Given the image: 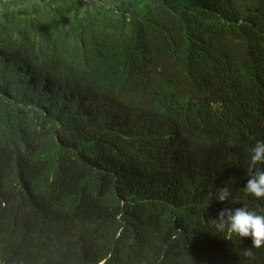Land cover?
<instances>
[{
    "label": "trees",
    "instance_id": "1",
    "mask_svg": "<svg viewBox=\"0 0 264 264\" xmlns=\"http://www.w3.org/2000/svg\"><path fill=\"white\" fill-rule=\"evenodd\" d=\"M256 109L264 0H0V264H264L215 226L223 205L264 213L249 161L209 165L264 139ZM168 122L203 154L179 172L147 149Z\"/></svg>",
    "mask_w": 264,
    "mask_h": 264
},
{
    "label": "clouds",
    "instance_id": "2",
    "mask_svg": "<svg viewBox=\"0 0 264 264\" xmlns=\"http://www.w3.org/2000/svg\"><path fill=\"white\" fill-rule=\"evenodd\" d=\"M27 67V66H26ZM23 73L29 74L34 83L41 82V86L53 87L54 85H60L47 81L35 71H32L28 67L26 69L21 68ZM46 83V84H45ZM53 89L60 90V87H54ZM43 92V91H38ZM256 122L253 127H250L256 134L264 136V111L256 109L253 111ZM89 120L92 119L91 113L86 111ZM172 126V130L162 139L160 144L154 150L158 154L159 160L172 171L179 172V166L184 160L193 161L196 157L202 156L201 153L192 154L186 150L185 142L181 130L178 126L168 122ZM146 149V148H145ZM146 149V150H147ZM205 156V155H204ZM243 156L244 160H248L247 176L244 180L243 191L249 197L260 199L264 201V139L256 140L251 148L243 147L240 145L232 147L225 155L221 157H209L210 167L213 168V173L216 176L217 171L226 172L230 169L234 162ZM208 157V156H207ZM116 167L122 172V175L127 178L130 177V172L122 165ZM213 174V175H214ZM208 175V176H213ZM207 177V176H206ZM217 178V176H216ZM132 185H139L142 181L136 179L129 181ZM226 183V182H225ZM31 188V187H30ZM193 192V190H192ZM231 192L229 187H219L215 193V200L218 202H227L230 198ZM218 212V219L216 221V228L220 231L229 229L232 233L239 237H250L252 245L259 248L264 244V213L250 209L247 206L242 207H227L222 206ZM1 252V251H0ZM215 264H245L244 262L226 257Z\"/></svg>",
    "mask_w": 264,
    "mask_h": 264
},
{
    "label": "rangeland",
    "instance_id": "3",
    "mask_svg": "<svg viewBox=\"0 0 264 264\" xmlns=\"http://www.w3.org/2000/svg\"><path fill=\"white\" fill-rule=\"evenodd\" d=\"M31 1H33V0H28V3H30Z\"/></svg>",
    "mask_w": 264,
    "mask_h": 264
}]
</instances>
